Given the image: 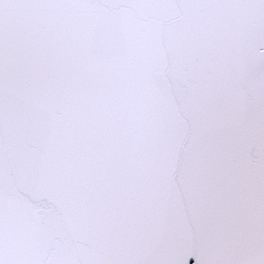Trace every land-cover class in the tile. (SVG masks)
Returning a JSON list of instances; mask_svg holds the SVG:
<instances>
[{"label":"water","instance_id":"95a60500","mask_svg":"<svg viewBox=\"0 0 264 264\" xmlns=\"http://www.w3.org/2000/svg\"><path fill=\"white\" fill-rule=\"evenodd\" d=\"M208 15L187 0H113L79 14L81 27L95 30L97 53L111 61L110 78L133 120L142 162L151 166L158 158L180 194L197 157L237 171L264 162L256 96L233 99L212 87L204 70ZM260 74L251 70L253 78ZM66 103L56 91L41 97L33 90L25 100L12 82L0 106V256L6 260L60 264L99 245L102 176L92 165L104 157L78 143L88 130L69 120Z\"/></svg>","mask_w":264,"mask_h":264},{"label":"snow or ice","instance_id":"6c2138e0","mask_svg":"<svg viewBox=\"0 0 264 264\" xmlns=\"http://www.w3.org/2000/svg\"><path fill=\"white\" fill-rule=\"evenodd\" d=\"M113 0H0V106L16 82L25 100L37 90L66 98L69 120L88 130L78 138L104 158L98 247L60 264H264V162L251 170H190L183 194L154 158L145 166L133 120L119 105L111 61L96 51L95 30L79 14ZM209 15L202 26L212 87L233 99L257 98L256 132L264 136V0H187ZM260 69L253 78L251 70ZM231 112L225 107L224 113ZM0 264H29L0 256Z\"/></svg>","mask_w":264,"mask_h":264}]
</instances>
